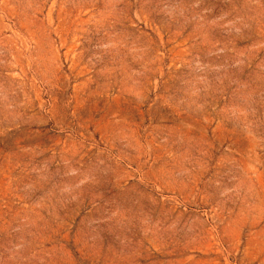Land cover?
Instances as JSON below:
<instances>
[{
    "label": "rangeland",
    "instance_id": "1",
    "mask_svg": "<svg viewBox=\"0 0 264 264\" xmlns=\"http://www.w3.org/2000/svg\"><path fill=\"white\" fill-rule=\"evenodd\" d=\"M0 264H264V0H0Z\"/></svg>",
    "mask_w": 264,
    "mask_h": 264
}]
</instances>
